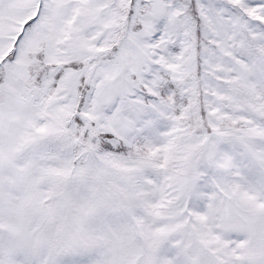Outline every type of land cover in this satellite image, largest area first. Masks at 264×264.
I'll return each mask as SVG.
<instances>
[{"label": "snow or ice", "instance_id": "1", "mask_svg": "<svg viewBox=\"0 0 264 264\" xmlns=\"http://www.w3.org/2000/svg\"><path fill=\"white\" fill-rule=\"evenodd\" d=\"M0 264H264V0H0Z\"/></svg>", "mask_w": 264, "mask_h": 264}]
</instances>
